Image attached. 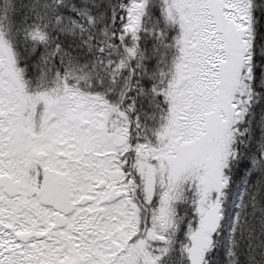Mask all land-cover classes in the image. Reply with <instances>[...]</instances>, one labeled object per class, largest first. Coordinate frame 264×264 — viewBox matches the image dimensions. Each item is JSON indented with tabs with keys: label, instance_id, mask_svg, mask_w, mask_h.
<instances>
[{
	"label": "snow or ice",
	"instance_id": "snow-or-ice-1",
	"mask_svg": "<svg viewBox=\"0 0 264 264\" xmlns=\"http://www.w3.org/2000/svg\"><path fill=\"white\" fill-rule=\"evenodd\" d=\"M0 264H264V0H0Z\"/></svg>",
	"mask_w": 264,
	"mask_h": 264
}]
</instances>
